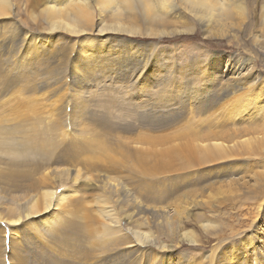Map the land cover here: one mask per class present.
<instances>
[{"label":"rangeland","instance_id":"374dc122","mask_svg":"<svg viewBox=\"0 0 264 264\" xmlns=\"http://www.w3.org/2000/svg\"><path fill=\"white\" fill-rule=\"evenodd\" d=\"M44 1L14 0L15 27L0 25V119L31 111L63 129L68 138L47 167V183L77 190L70 199H84L95 214L107 199L132 244L91 246L73 239L60 220L58 240L36 233L28 228L32 214L16 222L29 197L14 203L0 182V264H264L259 143L231 158L181 167L184 156L190 161L186 140L206 143L207 133L220 128L264 129V49L244 35L206 34L198 24L162 36L53 30ZM244 1L251 9L254 0ZM94 7L95 19L110 23L109 12ZM84 49H91L85 61ZM239 64L245 77L260 75L258 86L224 91ZM75 140L100 141L104 149L71 157Z\"/></svg>","mask_w":264,"mask_h":264},{"label":"bare ground","instance_id":"6f19581e","mask_svg":"<svg viewBox=\"0 0 264 264\" xmlns=\"http://www.w3.org/2000/svg\"><path fill=\"white\" fill-rule=\"evenodd\" d=\"M255 3L256 0L251 3V9L248 10L244 0H96L95 4L100 8L101 13L109 12L107 15L110 16V23H105L103 19H100V21L95 19L96 9L92 0H45L42 12L45 14L47 24L51 29L63 28L73 34L85 31L90 33L94 28H98L97 33L99 35L111 29H118L116 30L118 32L124 30L131 34L143 33L150 36H162L180 29L192 30L195 24H198L206 34L210 33L215 36L232 35L236 38L241 35L247 36L250 41L252 40L254 46L263 50L264 0L261 2L260 12L258 10L260 5L255 6ZM15 4L14 0H0V25L5 26V28L11 27L13 29L15 27V22L13 20L9 21ZM187 16L197 22L193 21L192 24H189ZM139 19L144 22L142 26L137 24ZM4 38L7 39V37ZM89 52H91V49L85 50L81 60H87L86 56L90 55ZM98 57L97 55L96 59ZM244 66L239 64L235 67L233 72L235 76L226 83L223 88L224 91L240 90V88H245L247 85L249 89L252 86H258L257 82L259 81L257 80L260 75L245 77ZM76 67L77 65L74 69L78 71ZM76 75L78 79H83L85 76L83 73H77ZM259 95L261 98L264 97V93ZM261 98L258 101L261 104V109L264 110V99ZM17 116L21 117L0 119V182L4 185L3 188L6 187L4 191L8 193L4 195H9L14 203H19L22 199L29 197L27 198L28 202L25 200L28 203L27 207H24L25 209L18 215L16 222L20 220L19 217L22 214L27 213L28 216L32 214L28 228L36 233L46 230L51 238L54 237L56 240H58L60 231L55 228V225L60 220L63 223L64 230H69L73 239L83 240L88 245H91V243L94 245L95 242L105 244L112 239L113 242H119L120 240L122 244L130 246L132 243L122 233L119 220L104 202L107 200L104 199L107 198L105 194H102L104 201H100L102 206L95 214L88 209V203L86 204L84 199L80 197L70 199L77 193V190L74 189L76 192H73L71 189H66L60 192L51 182L47 183L48 177L51 179L47 167L55 158L63 141L68 138L63 129H59L57 124L47 121L45 116L36 112L27 111L23 115ZM103 127L111 129L109 124ZM258 132H263L261 137L254 136ZM205 137L202 141H206V143H199L197 140H186L185 146L188 153L184 155H189L190 161H187L184 156V160H181L182 169L195 167L193 166L195 160L198 164H207L214 160L237 156L241 154L240 150L244 153L246 145L249 150L250 145L253 143H259L257 148L264 150V129L255 130V128L247 127L229 131L220 128L210 130ZM95 144L75 140L69 145L70 156L79 157L84 152L96 153L97 150L103 151L104 144L101 145L100 141L97 145ZM89 158L92 159V156ZM89 163L93 164V161ZM117 190L116 193H118ZM20 205L22 206V204ZM135 235L139 238L138 235L141 237L142 233L138 230L135 231ZM113 242L109 241L107 245Z\"/></svg>","mask_w":264,"mask_h":264}]
</instances>
